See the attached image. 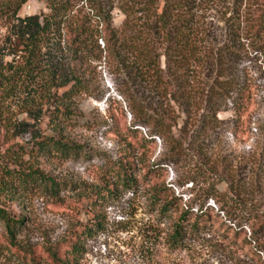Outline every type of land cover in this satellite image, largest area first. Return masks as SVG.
Listing matches in <instances>:
<instances>
[{
    "label": "rangeland",
    "instance_id": "rangeland-1",
    "mask_svg": "<svg viewBox=\"0 0 264 264\" xmlns=\"http://www.w3.org/2000/svg\"><path fill=\"white\" fill-rule=\"evenodd\" d=\"M67 1L96 25L92 8L102 0ZM238 1L188 0L201 33L198 60L167 75L178 94L169 102L109 58L103 39L79 68L81 90L67 95L74 73L58 32L43 35L33 53L23 48L36 27L25 18L50 14L48 1L0 0V170L33 164L62 184L64 198L15 188L0 195V207L24 220L15 245L0 220V264H53L48 249L56 245L73 264H264V40L247 32L243 17L229 20ZM113 17L120 27L118 9ZM58 111L67 120L57 123ZM45 134L78 151L34 160L10 152ZM122 168L127 178L118 177ZM161 191L176 206L164 216V199L152 203ZM187 210L207 212L208 227L172 247L174 223ZM65 241L81 254L74 259Z\"/></svg>",
    "mask_w": 264,
    "mask_h": 264
},
{
    "label": "trees",
    "instance_id": "trees-1",
    "mask_svg": "<svg viewBox=\"0 0 264 264\" xmlns=\"http://www.w3.org/2000/svg\"><path fill=\"white\" fill-rule=\"evenodd\" d=\"M47 1L51 9L50 14L41 20L39 17L25 18L26 25L30 23L31 26L33 23L36 27L31 33H27L29 35L27 40L30 42L24 43L23 48L33 53L43 35L58 32L59 42H65L64 52L70 56L69 73H74L71 83L63 86L67 95L76 94L81 90L82 81L77 79V73H80V69L87 61L85 57L88 56L87 53L89 54V47L98 39H103L107 56L114 59L123 70L147 81L163 99H168L169 102L178 100V94L169 88L167 75L175 73L178 77L179 73L190 71L199 54L195 41H199L201 33L196 32L194 20L189 16L188 0H102L92 8L98 17L96 25L92 23L94 17L84 20L79 12L73 10L69 1L67 3H63L62 0ZM244 1L239 0L238 7V3L234 4L233 16L229 20L243 17L248 25L247 32L264 40V0H246L245 10L241 8L245 5ZM115 9L124 17L122 25L118 28L113 22ZM210 111L215 113L214 109ZM58 115L55 116L57 123L58 118L60 120L68 118L65 112L58 111ZM155 121L156 127L164 130L165 119L155 117ZM77 147L69 141L45 134L31 143L16 145L10 152L19 158L28 156L33 160L41 156L69 158L76 154ZM19 165L18 169L7 166L1 168L0 195H8L12 188H15L24 193L37 192L58 201L64 200L59 195V191L63 189L62 184L51 175L35 168L33 164L27 165L20 161ZM127 171L120 169L118 177L127 178ZM123 182L136 185V181L129 178ZM239 189V186L234 189L235 194L241 193ZM98 197L103 200L102 193ZM162 199L165 202L161 205L160 212L164 216L176 206H172L173 201L165 200L162 191L153 193L154 205ZM85 200L93 201L90 198ZM207 217L208 213L203 210L197 212L187 210L179 214L169 240L170 246L179 247L187 232L205 230L208 227ZM0 220L6 224L11 243L15 245L18 227H22L24 220L12 217L11 213L2 207ZM70 242H62V245L68 246L69 254L75 259L81 254V248ZM60 248H62L60 245H56L48 249L53 264H73L70 259H62L59 256Z\"/></svg>",
    "mask_w": 264,
    "mask_h": 264
}]
</instances>
